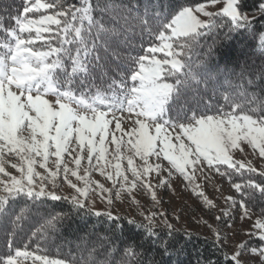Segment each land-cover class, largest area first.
Listing matches in <instances>:
<instances>
[{"label": "snow or ice", "instance_id": "6c2138e0", "mask_svg": "<svg viewBox=\"0 0 264 264\" xmlns=\"http://www.w3.org/2000/svg\"><path fill=\"white\" fill-rule=\"evenodd\" d=\"M209 5L218 10L209 11ZM142 8L139 0L128 4L79 0V6L65 5L64 0H23L22 10L9 14L11 27L0 19V32L6 37L0 41V173L7 177L0 178V232L7 241L0 264L24 260L30 264H173V256L184 250L178 247L181 240H191L192 233L173 240L178 230L164 213H159L161 229L154 220L156 212H142L144 220L138 221L97 210L89 192L110 190L92 181L89 172L94 169L107 176L117 199L121 191L131 193L140 186L151 191L153 200L156 193L146 179L153 172L160 185L167 183L161 174L171 176L172 170L192 183L189 170L203 165L217 171L226 166L220 175L230 181L234 174L256 172L250 162L235 160L232 154L243 151L241 145L246 144L264 157V96L249 91L258 88L264 93V63L245 62L236 71L228 66L229 53L213 59L211 45L206 52L199 49L203 55L194 53L203 36L226 28V37L253 48L252 53L241 49V55L258 51V59L264 61V0H207L194 6L180 0H143ZM94 13H100V18ZM253 104L257 107H250ZM117 113H126L132 122L127 131L122 127L125 116ZM109 136L115 145V163L107 158ZM84 152L88 166L81 176L78 169ZM5 154L18 158L19 163L11 166L19 176L5 170L4 164L10 162ZM65 154L76 168L68 166ZM50 157L55 158L54 170L49 167ZM134 157L143 163L137 166ZM149 158L160 162L150 163ZM125 159L127 169L120 163ZM36 165L44 172L37 171ZM105 167L114 168L115 177ZM61 175L74 189L70 196L57 194ZM259 175L264 177V172ZM70 176L84 186L78 187ZM231 187L239 199H227L238 205L241 219L251 215L257 196L264 200V180L242 179ZM197 195L207 208L213 207L202 191ZM105 199L112 204L111 195ZM52 201H66L68 211L64 205L60 211L48 208ZM34 215L44 220L43 235L13 248ZM89 217L98 218L100 227L94 225L88 234L93 244L88 261L71 250L63 256L49 253L45 246L49 237L66 222L70 226L77 218ZM208 227L215 235L213 252L197 264H264V220L255 222L257 231L248 232L250 239L238 244L231 256L225 251L227 237L220 235L219 228ZM253 237L259 246H250ZM93 253L103 259H95ZM215 253L219 255L213 259ZM174 264L181 262L177 259Z\"/></svg>", "mask_w": 264, "mask_h": 264}, {"label": "rangeland", "instance_id": "374dc122", "mask_svg": "<svg viewBox=\"0 0 264 264\" xmlns=\"http://www.w3.org/2000/svg\"><path fill=\"white\" fill-rule=\"evenodd\" d=\"M51 2V0H49ZM203 3H207L203 2ZM194 6V5H193ZM209 11L218 10V6L209 5ZM200 18L202 20L207 19L202 14ZM39 46V45H38ZM54 99V98H53ZM117 115H124L125 122L122 123V127L125 131L132 126V122L127 120L126 113H117ZM114 128V123L110 125ZM28 133L26 132L25 135ZM120 136V133H116ZM125 140L128 137H124ZM111 136L107 138L106 147L108 149L107 158L112 160L115 151V145L111 144ZM241 147L243 151L239 149L233 152V159L241 160L245 163L250 162L251 166L256 169V172H264V157H260L258 151L254 152L250 146L242 144ZM131 155V153H127ZM75 153H73V156ZM84 159L81 161V166L78 169L79 175H84V169L88 166L86 152L82 153ZM5 160L10 161L4 164V168L7 172L12 175L19 176V172L13 168L12 163H19L18 158L14 155L9 157L5 154ZM39 159V158H37ZM54 157L49 159V167L53 170L55 165L52 163ZM65 162L68 163L70 168H76V165L72 162V157L65 154ZM134 162L137 166L141 165L143 162L139 157H134ZM150 163H159L155 158H149ZM96 161L93 158V165ZM120 163L124 169H127V160H121ZM163 166L168 167L167 161H163ZM36 170L39 172H44L39 165H36ZM226 166H221L220 171L215 168H208L207 165L197 166L194 172L189 170L193 175L194 179L192 183L185 181L183 177L179 176L175 170H172V175L169 176L168 172H164L161 175L167 179V183L164 185L159 184V177L155 172L151 173L146 179L153 185V191L156 193V199H152L151 191L138 186L132 189L131 193L126 191H121L120 198H116L115 189L113 188L112 181L107 178V176H102L98 171L94 169L89 172V176L92 181L102 184L105 188L109 189L110 192L101 193L98 190L90 191L88 194V199L92 205L97 210H110L113 215L122 214L129 218H135L138 221L144 220L141 215L143 212L148 215L152 212H156L157 216L154 218L157 226H163L161 224V217L159 213H164L166 218L170 223L173 224L175 228L185 229L188 231H193L202 234L203 236L215 239L214 233L210 230L208 225L212 228H219L220 235L227 237L225 248L227 254L231 256L238 244L248 241L250 238L247 233L250 231H257L253 227L255 222L260 219L264 220L255 212H251V215L241 219V211L238 205H233L227 198L230 196H236V193L231 187V181L225 176H221L220 172L225 171ZM106 172H111L113 177H115V169L111 167H105ZM131 179V174L126 173ZM0 178L7 179L0 173ZM72 179L73 183H76L78 187H83V181L77 180L76 177H69ZM59 183V188L57 189V194L70 196L74 193L72 189L64 180L63 176L57 178ZM95 189V183L92 185ZM119 188V184L116 185ZM49 190H51V185H48ZM203 192L204 196L208 197L213 201V207L211 209L204 205L203 197L197 195L199 192ZM111 195L112 204L109 205L105 199ZM227 213V214H225ZM178 217V219H176ZM216 217H220V222H216ZM146 222V221H145ZM250 246H259V242L253 237L251 238ZM23 264H30V261L24 260Z\"/></svg>", "mask_w": 264, "mask_h": 264}, {"label": "trees", "instance_id": "16d2710c", "mask_svg": "<svg viewBox=\"0 0 264 264\" xmlns=\"http://www.w3.org/2000/svg\"><path fill=\"white\" fill-rule=\"evenodd\" d=\"M207 0H180L181 3H190L192 5H195L196 3L206 2ZM118 3H124L128 4L131 2V0H117ZM141 4V11H143L142 5L143 0H139ZM65 5L68 4H76L79 6V0H64ZM90 3L95 4L96 0H90ZM7 7V11H0V19H2V22L4 26L11 27L13 25V21L9 18V14L12 16H15L17 13V10H22L23 7V0H0V9H3ZM94 15L97 16V18H100V13H94ZM228 30L225 28L223 30H214L210 34H207L203 36L200 39L199 45L197 47V52L194 53V56L196 54L203 55V52H200L199 49H203L204 52L208 50L209 45L213 47L214 50V56L213 59H216L221 53H229V56L227 57V60L229 61L228 66L230 68L235 67L236 71L240 70L239 66H243L245 62H247L249 65H259L261 63H264V61H261L258 59V51L256 54H250L248 56L241 55V49H243L245 52L252 53L253 48L248 45V42H241L236 37H226L225 33ZM6 39L3 32H0V41H3ZM137 48L140 47V41H136ZM145 47L147 44L144 45ZM142 54V52L140 53ZM225 61H221V65L223 66ZM250 92H257L260 96H264V93L259 92L258 88H249ZM221 103H223V100L221 98ZM250 107H257L255 104L250 105ZM232 171V170H229ZM227 179L228 176H225ZM252 178L255 179L257 182H260L261 180H264V177H261L259 175V172L254 173H245L243 176L240 174H234L232 176V182H240L242 179H248ZM238 197V196H237ZM239 199V197H238ZM64 205L63 210L65 212L68 211L67 202L66 201H60L50 202L47 207L52 209L53 211H60V206ZM55 206V207H54ZM261 209H264V200L259 199L257 196V199L255 201V204L252 208V212H255L260 217L264 219V215H261ZM118 216H122L125 219H129V217L117 214ZM44 224V220L40 218L38 215H34L32 218L28 219L27 222L24 224V231L25 235H23L22 240L15 241L13 244V248L20 246L22 247L23 244L29 243L30 239H39L43 233H41V228ZM96 226L97 228L100 227V221L96 217H89L86 219H80L77 218L76 220L72 221L70 226H68L67 222L65 227L58 231L57 234L53 237H49L47 245H45L48 248V251L50 254L55 255L57 252L63 256V254L67 253L69 250H71L75 255L78 256L80 260L88 261L89 260V252L93 249V244L89 240L88 234L92 232L93 226ZM159 228L163 229V226H158ZM175 228V227H174ZM177 233L174 234L173 240L179 239L180 236L183 235L184 232H191L192 238L189 240L187 237H184L178 247L183 248V252L177 257L173 256V264L178 259L181 264H197V260L201 258L202 256H208L213 252L211 241L214 240L213 238H209L206 236H203L200 233L188 231L185 229H178ZM33 233H36V236H33ZM4 233L0 232V253L5 252L7 250V241L4 239ZM83 238V239H81ZM54 241V243H53ZM257 241V240H256ZM258 242V241H257ZM34 246V245H33ZM226 251V250H225ZM219 255V253H215L213 255V259H215V256ZM93 256L97 260L103 259L102 255H96L93 253ZM156 259L159 261L161 260V257L159 255L156 256ZM165 261H167V257H163Z\"/></svg>", "mask_w": 264, "mask_h": 264}]
</instances>
